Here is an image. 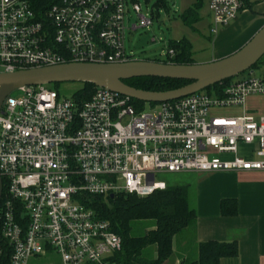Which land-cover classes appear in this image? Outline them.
Listing matches in <instances>:
<instances>
[{"label": "built area", "instance_id": "2783aa9c", "mask_svg": "<svg viewBox=\"0 0 264 264\" xmlns=\"http://www.w3.org/2000/svg\"><path fill=\"white\" fill-rule=\"evenodd\" d=\"M130 2L62 0L40 19L28 0H0V73L137 61L126 35L153 14ZM260 3L207 0L211 34ZM18 91L0 110V264H119L122 240L87 197L146 198L167 188L162 174L264 171V115L247 108L264 73L141 111L103 88L81 104L49 85Z\"/></svg>", "mask_w": 264, "mask_h": 264}, {"label": "trees", "instance_id": "16d2710c", "mask_svg": "<svg viewBox=\"0 0 264 264\" xmlns=\"http://www.w3.org/2000/svg\"><path fill=\"white\" fill-rule=\"evenodd\" d=\"M61 1L28 0V3L36 15L42 19L51 8ZM193 1L194 4L179 15L182 23L190 28H193L200 21L199 13L207 0ZM157 5L169 12L165 0H158ZM168 49L174 50L175 55L172 59L154 62L179 65L195 64L194 59H192L193 47L188 40L170 41ZM263 59L252 69L253 71L258 69L260 65H264ZM231 82L232 80H227L223 83L229 84ZM124 83L130 88L160 93L180 89L187 86L190 81L145 77L133 78L124 81ZM60 85H54V90L59 94L57 89ZM219 86L220 84H217L207 91L217 90ZM95 91L94 86L81 84L80 88L73 92L71 98L81 104L88 101ZM133 104L141 111L147 103L133 100ZM151 104L154 105V103ZM4 188L5 181L3 182V192ZM191 204V196L187 187H170L168 185L165 190L155 192L146 198L119 194L113 199L90 196L85 201V206L92 209L98 219L108 221L111 225V231L121 238V251L115 256V261L119 264H167L171 262L175 257L176 245L181 237L195 233L197 218L196 211ZM221 212L223 215H236V203L223 202ZM0 246L2 248L7 246L6 241L2 238L1 220ZM196 247V258L190 260L188 258L186 261L182 259L183 264H220L223 258H236L239 252V245L236 242L208 241V243L197 244ZM7 262L8 258L6 257L4 264Z\"/></svg>", "mask_w": 264, "mask_h": 264}, {"label": "crops", "instance_id": "0c3cea01", "mask_svg": "<svg viewBox=\"0 0 264 264\" xmlns=\"http://www.w3.org/2000/svg\"><path fill=\"white\" fill-rule=\"evenodd\" d=\"M188 4L191 7L194 1ZM263 26L264 3H260L241 13L230 26L219 32L213 43V54L206 63L225 59L242 49ZM247 108L257 115H264V97L248 98ZM178 174L195 176L194 185L185 187L189 189L197 222L195 233L178 241L176 262L171 260L167 264H183L182 259L196 258V245L208 241L239 245L237 257L223 258L220 264H264V171ZM225 201L236 203V215L222 214L221 206Z\"/></svg>", "mask_w": 264, "mask_h": 264}, {"label": "water", "instance_id": "95a60500", "mask_svg": "<svg viewBox=\"0 0 264 264\" xmlns=\"http://www.w3.org/2000/svg\"><path fill=\"white\" fill-rule=\"evenodd\" d=\"M264 58V26L247 44L231 56L202 65L165 64L154 61L130 63L94 64L76 63L44 66L13 74L0 73V110L4 100L15 90L29 86H44L66 83L90 84L96 89H106L141 103L174 101L201 93L217 84L251 71ZM162 78L190 81L187 86L174 91L151 92L127 86L124 81L133 78ZM3 180L0 176V205L3 197ZM114 198L113 195L110 196Z\"/></svg>", "mask_w": 264, "mask_h": 264}, {"label": "rangeland", "instance_id": "374dc122", "mask_svg": "<svg viewBox=\"0 0 264 264\" xmlns=\"http://www.w3.org/2000/svg\"><path fill=\"white\" fill-rule=\"evenodd\" d=\"M142 7L144 14L152 17L153 25L149 28H144L136 33H127L126 46L127 52H133L137 61L149 60H161L164 61V55L169 47L170 41L188 39L193 45L192 59L195 64H205L213 54V43L216 36L211 34V19L208 15L207 1L204 7L201 9L200 21L196 23L193 28L186 27L180 20V14L189 7L188 2L193 0H165L167 2V8L157 5L158 0H137ZM157 5V6H156ZM132 13V12H131ZM221 31V30H220ZM219 31V32H220ZM246 45V44H245ZM204 62H203V61ZM264 62V59L262 60ZM264 73V65H260L255 70V75H251L250 71H246L245 74L233 78V81L245 80L251 76H260ZM81 84L79 83H66L61 84L57 91L60 92L61 98L70 99L75 90L79 89ZM51 89H55L54 85H49ZM11 96L15 99L21 96L18 90L12 92ZM145 110H150L151 105L148 103L144 106ZM195 176L193 174H162L157 177L159 181H165L170 187L188 186L194 185ZM143 230V228H141ZM141 230V232H142ZM144 232V231H143ZM174 263L176 262L173 258Z\"/></svg>", "mask_w": 264, "mask_h": 264}]
</instances>
